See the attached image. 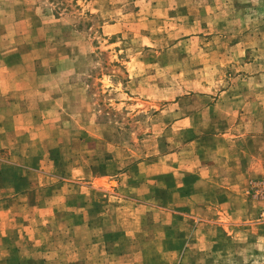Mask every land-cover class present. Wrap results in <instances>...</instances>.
Listing matches in <instances>:
<instances>
[{"label": "rangeland", "instance_id": "rangeland-1", "mask_svg": "<svg viewBox=\"0 0 264 264\" xmlns=\"http://www.w3.org/2000/svg\"><path fill=\"white\" fill-rule=\"evenodd\" d=\"M34 48L0 264H264V0H0L4 86Z\"/></svg>", "mask_w": 264, "mask_h": 264}, {"label": "crops", "instance_id": "crops-1", "mask_svg": "<svg viewBox=\"0 0 264 264\" xmlns=\"http://www.w3.org/2000/svg\"><path fill=\"white\" fill-rule=\"evenodd\" d=\"M117 27L118 25L114 24V25H105L103 27V32L104 34H107V35H112V34H115L117 32ZM16 49L14 48L13 51H15ZM33 50V51H32ZM28 56H27V59L30 60V62L28 61L27 63V71L26 72H22V74H20L19 76L22 77V79L24 81L27 80V83L26 82H23V81H19V80H16V83L14 84L15 87H12L11 84L7 85V86H4V84L8 83L6 81L10 80L11 77H2L1 73H0V92H5V93H20V94H27V93H30L31 95L34 93V94H47L48 93V84H44L43 83V80H49L50 79V76L52 75H49L48 72L46 71H42L40 73H37L36 72V69H34L36 67V65L38 64L39 61H43L44 57L43 55H39L38 53L39 52H43V48H34L32 49ZM9 52V51H7ZM5 52V53H7ZM4 53V54H5ZM32 68L31 70L29 69ZM30 80H36V81H39L40 84H36V85H29V81ZM4 83V84H2ZM4 88H6L4 90ZM24 98V97H23ZM26 98V96H25ZM47 100V98H46ZM5 204V203H4ZM2 205V203H0V206ZM8 228L7 226L2 228L0 226V236H5L7 233L5 231V229Z\"/></svg>", "mask_w": 264, "mask_h": 264}, {"label": "clouds", "instance_id": "clouds-1", "mask_svg": "<svg viewBox=\"0 0 264 264\" xmlns=\"http://www.w3.org/2000/svg\"><path fill=\"white\" fill-rule=\"evenodd\" d=\"M144 43L147 44L148 41L147 40H144ZM137 55H139V53H137ZM185 123H187V121H185Z\"/></svg>", "mask_w": 264, "mask_h": 264}]
</instances>
